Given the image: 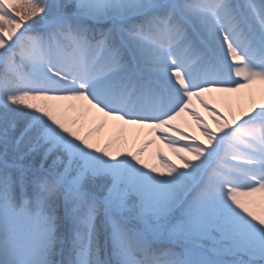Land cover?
Instances as JSON below:
<instances>
[{
  "label": "snow or ice",
  "instance_id": "snow-or-ice-1",
  "mask_svg": "<svg viewBox=\"0 0 264 264\" xmlns=\"http://www.w3.org/2000/svg\"><path fill=\"white\" fill-rule=\"evenodd\" d=\"M0 264H264V0H0Z\"/></svg>",
  "mask_w": 264,
  "mask_h": 264
}]
</instances>
